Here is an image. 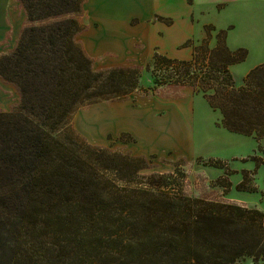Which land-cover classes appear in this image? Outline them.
Returning a JSON list of instances; mask_svg holds the SVG:
<instances>
[{
  "label": "trees",
  "instance_id": "trees-1",
  "mask_svg": "<svg viewBox=\"0 0 264 264\" xmlns=\"http://www.w3.org/2000/svg\"><path fill=\"white\" fill-rule=\"evenodd\" d=\"M14 1L25 23L0 56V79L19 95L17 108L0 112V264H241L245 257L264 264L262 211L185 196L181 183L171 187L173 174L141 177L144 158L95 149L70 133L78 109L141 88L137 66L93 68L75 17L85 0ZM204 30L197 45L186 42L189 60L153 53L147 90L169 99L201 95L225 130L253 137L264 152V63L235 87L229 67L247 51L228 48L227 30L216 32L211 48L215 29Z\"/></svg>",
  "mask_w": 264,
  "mask_h": 264
},
{
  "label": "crops",
  "instance_id": "crops-1",
  "mask_svg": "<svg viewBox=\"0 0 264 264\" xmlns=\"http://www.w3.org/2000/svg\"><path fill=\"white\" fill-rule=\"evenodd\" d=\"M239 1L241 0H107V19L102 22L99 18H90L85 8L90 2L87 0L83 6L87 13V24L78 36V41L88 57L93 60V64L97 63L98 55L107 53L108 60L105 64L107 67H121L123 55L130 56L134 63H142L155 52L168 58L189 60L192 56V47L186 46V42L198 43L204 39L206 37L204 27L208 25L215 29L211 32L209 46L212 48L215 45L216 31L227 29L226 43L228 48L233 50L235 48L233 38L238 25L233 14L239 11ZM254 3H260L261 8L256 13L252 8L244 11L246 31L257 25L256 17H262L264 20V0H254ZM224 13H228L227 19ZM245 60L246 58L242 62ZM242 62L230 66L231 74L232 68ZM248 72L249 69L245 71L240 81H234L236 86L243 84ZM128 98L116 102L119 108H112L107 113V128L115 135L126 134L133 138V141L121 142L122 145H126V151L131 155L155 156L158 159L170 157L172 161L183 158L192 161L197 159V156L206 155L208 149L213 147L219 160H227L223 154H219V151H223L221 146H224L222 137L228 132L223 127L216 126V123L221 121V113L213 110L199 95L185 92L180 99L143 96V99L136 101L134 105L129 103ZM140 108L145 110L144 115L135 118ZM114 109H117L115 114ZM145 115L154 116L150 117L154 123L144 122L141 118ZM195 123L196 131L204 125L207 127L204 134L219 135H214L218 136V139L212 138L214 145L198 143L194 130ZM134 124H139L141 128L137 130ZM243 137L252 139L255 143L253 146L257 148L253 137L241 138ZM196 148L199 151L196 152ZM236 157L232 156L234 159ZM231 188L232 186L230 190ZM228 196L244 204L248 201L246 198L231 196L230 192L226 195L221 193L220 199H227Z\"/></svg>",
  "mask_w": 264,
  "mask_h": 264
},
{
  "label": "rangeland",
  "instance_id": "rangeland-1",
  "mask_svg": "<svg viewBox=\"0 0 264 264\" xmlns=\"http://www.w3.org/2000/svg\"><path fill=\"white\" fill-rule=\"evenodd\" d=\"M86 2L87 0H85L84 4ZM85 8L87 9L90 18H99L102 22L107 19V0H90ZM251 8L252 11L256 13L261 8V4L254 3V0H241L238 4L239 11H236V13L233 14V18L238 23L233 38L235 39V48L233 51L240 48L247 51L246 60L241 64L234 66L231 70L232 77L234 81L237 82L244 77L246 70L249 69L250 71L256 66L264 63V20H262V17L258 18L255 15V24L257 25L248 31H246V28L244 27V11L247 9L250 10ZM224 14L227 19L229 17L228 13ZM230 16H232V13ZM75 17L79 19L78 21L84 30L85 24H87L86 11L82 9V11L78 15H75ZM24 23L25 16L19 4L14 0H0V56L14 48L18 34L24 26ZM90 33H92V31ZM193 43L194 45H197L199 42L196 43L194 41ZM243 45H246L247 47ZM106 57L107 53H101L98 55L96 57V64H93L94 62L91 59L93 68L97 71H102L118 67L105 66L107 63L106 60H108ZM151 57L152 56L148 57L142 63H134L128 55H123L121 57L123 59L120 63L121 67L137 66L141 69V88L128 98L131 105H134L136 101L143 99V96H146L145 93L147 91L148 96L151 97L149 94L150 92L147 89L152 87L153 79L151 72L145 69V66L150 63ZM234 86L240 87L242 85L236 86L234 83ZM163 91L165 90L160 88L156 93L160 95ZM199 96L200 98L202 97L201 95ZM18 102L19 95L16 89L11 84H6L0 79V112L14 110L18 106ZM116 102L118 101L99 102L83 106L71 116L68 127L70 133L76 135L78 140L82 141L85 145H89L95 149L108 150L111 153L133 156L126 151V145H122L121 143L128 142L127 139L129 136L126 134L115 135L109 128H107V113H109L112 108H119ZM116 110L117 109H114L113 114H115ZM144 111L145 110L140 108L138 110L139 114H135V118L137 116L139 118L143 116ZM212 115L215 117L214 114ZM150 117L153 118L154 116L145 115L141 119L144 122H153ZM216 124L217 127H222L220 123ZM134 125L137 130L141 128L139 124ZM196 125L197 123H195L194 130L198 143L214 145L212 138L218 139L219 135L217 133L210 135L207 132V134H204V131L207 128L204 125L196 131ZM241 137L228 132L222 137L224 146H221L223 151H219V154H223L226 157L224 159L227 160H219L213 147L208 149V154L206 153V155L197 156V159L192 161H187L183 158L172 161V158L170 157L158 159L155 156H148L142 157L145 160V164L143 165V169L138 173L141 177L150 176L152 174H173L174 180L172 181L173 186L171 187L178 190V185L181 183V192L185 196L237 204L247 208H257L264 213L262 210L264 209V152H259L258 149L253 146L255 143L252 139ZM203 140L205 141L202 142ZM197 147H199V145H197ZM197 151H199L198 148H196V152ZM233 155H236L237 157L234 159L232 158ZM255 157L260 159L259 162L261 161L258 165L257 160L254 159ZM201 166L205 169L203 170ZM241 183L242 185L239 186ZM231 186L232 188L230 190ZM229 192L231 196L248 199L247 203L244 204L237 200H232L233 198L229 196L226 197L227 199H220L221 193L226 195ZM258 205H261V207ZM241 264L253 263L251 258L245 257Z\"/></svg>",
  "mask_w": 264,
  "mask_h": 264
}]
</instances>
